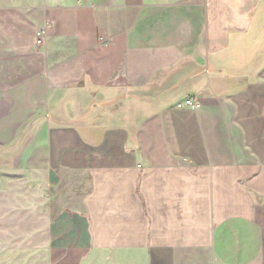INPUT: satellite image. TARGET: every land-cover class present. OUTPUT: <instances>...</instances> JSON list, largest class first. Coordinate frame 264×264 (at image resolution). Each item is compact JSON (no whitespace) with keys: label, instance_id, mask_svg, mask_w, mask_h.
Instances as JSON below:
<instances>
[{"label":"crops","instance_id":"1","mask_svg":"<svg viewBox=\"0 0 264 264\" xmlns=\"http://www.w3.org/2000/svg\"><path fill=\"white\" fill-rule=\"evenodd\" d=\"M0 264H264V0H0Z\"/></svg>","mask_w":264,"mask_h":264},{"label":"built area","instance_id":"2","mask_svg":"<svg viewBox=\"0 0 264 264\" xmlns=\"http://www.w3.org/2000/svg\"><path fill=\"white\" fill-rule=\"evenodd\" d=\"M180 107H192L196 108L199 105L198 98L196 96H189L177 103Z\"/></svg>","mask_w":264,"mask_h":264}]
</instances>
